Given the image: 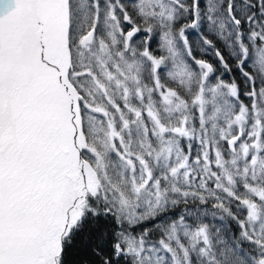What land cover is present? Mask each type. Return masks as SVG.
I'll list each match as a JSON object with an SVG mask.
<instances>
[{
  "label": "snow or ice",
  "instance_id": "snow-or-ice-1",
  "mask_svg": "<svg viewBox=\"0 0 264 264\" xmlns=\"http://www.w3.org/2000/svg\"><path fill=\"white\" fill-rule=\"evenodd\" d=\"M0 264H264V0H0Z\"/></svg>",
  "mask_w": 264,
  "mask_h": 264
}]
</instances>
